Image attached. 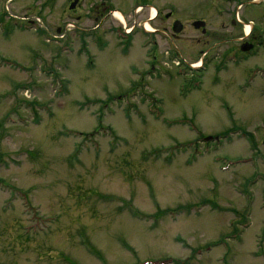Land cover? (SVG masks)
<instances>
[{"label": "rangeland", "instance_id": "1", "mask_svg": "<svg viewBox=\"0 0 264 264\" xmlns=\"http://www.w3.org/2000/svg\"><path fill=\"white\" fill-rule=\"evenodd\" d=\"M74 1L0 0V264H264L258 1Z\"/></svg>", "mask_w": 264, "mask_h": 264}, {"label": "flooded vegetation", "instance_id": "2", "mask_svg": "<svg viewBox=\"0 0 264 264\" xmlns=\"http://www.w3.org/2000/svg\"><path fill=\"white\" fill-rule=\"evenodd\" d=\"M257 1L258 2H257L256 6H258V9L260 8L258 19L264 20V0H257ZM158 16H159V14L156 13V17H158ZM163 17H164L163 19L165 20V22H167V23H165L163 20V23L167 24V26L164 25V30L171 31L172 38H179L181 36V34L187 30L188 27H191L193 29V31L197 35H199L198 37L194 38L197 43H200L203 38H207L205 41V44H210L211 43L210 41L213 40V42H214L213 46H209V49L215 48L217 43L227 42L230 40V38L226 37L225 32L213 31L211 29V26H210V21L208 20L207 17H200V18L199 17H193L189 20H183V19L179 18L181 20H179V19L177 20V18L173 17L172 11H169ZM168 21H169V23H168ZM253 21H254L253 19H244V20L232 19L230 21V25L232 28H235L237 25H240V29L243 27L244 33L241 30V32H240L241 36H239V37L237 36L234 39V40L238 41L239 46H238V48H237V46L233 47L231 50L232 53H230L229 55L227 54L225 56L226 59H229V58L235 59L236 58V59L244 60V59H247L250 54H252L254 52H258V48L262 49L264 47V38L261 37L262 35L259 34L261 32L260 26L263 24V22L258 21L257 22L258 24H256ZM177 22L179 23V25H178V28L180 29L179 33H175V30H174L175 23H177ZM247 23L249 24V30L248 31L245 30ZM259 24H261V25L259 26ZM222 25H224V23ZM150 32L153 33L154 31L150 30ZM214 39H218L219 41L215 42ZM244 44L250 45L251 46L250 49L247 51H243L242 46ZM205 64L206 63L202 60L201 65L199 67L198 66L195 67L196 68L195 70L201 71V69L202 70L205 69L206 68ZM218 67H219V65H218Z\"/></svg>", "mask_w": 264, "mask_h": 264}, {"label": "water", "instance_id": "3", "mask_svg": "<svg viewBox=\"0 0 264 264\" xmlns=\"http://www.w3.org/2000/svg\"><path fill=\"white\" fill-rule=\"evenodd\" d=\"M76 3H77V0H75L74 2H72L71 5H70V9H73V8L75 7ZM178 25H179L178 22L175 23V28H174V30H175L176 33H179V32H180V29L178 28ZM250 47H251L250 45H248V44H244V45L242 46V49H243V51H247V50L250 49Z\"/></svg>", "mask_w": 264, "mask_h": 264}, {"label": "bare ground", "instance_id": "4", "mask_svg": "<svg viewBox=\"0 0 264 264\" xmlns=\"http://www.w3.org/2000/svg\"><path fill=\"white\" fill-rule=\"evenodd\" d=\"M154 11H155V10H154ZM116 14H117V17H119V18L122 17L120 13L116 12ZM154 14H156V11L154 12ZM154 14H153V16H154ZM248 28H249V27H248ZM146 29L149 30L147 27H146Z\"/></svg>", "mask_w": 264, "mask_h": 264}, {"label": "trees", "instance_id": "5", "mask_svg": "<svg viewBox=\"0 0 264 264\" xmlns=\"http://www.w3.org/2000/svg\"><path fill=\"white\" fill-rule=\"evenodd\" d=\"M134 214H136V213H134ZM186 262H187V261H182V263H184V264H185Z\"/></svg>", "mask_w": 264, "mask_h": 264}]
</instances>
